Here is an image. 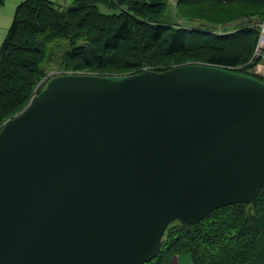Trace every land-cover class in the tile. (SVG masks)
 <instances>
[{
    "label": "water",
    "instance_id": "1",
    "mask_svg": "<svg viewBox=\"0 0 264 264\" xmlns=\"http://www.w3.org/2000/svg\"><path fill=\"white\" fill-rule=\"evenodd\" d=\"M263 186L264 82L199 63L52 77L0 129V264H145L172 222Z\"/></svg>",
    "mask_w": 264,
    "mask_h": 264
},
{
    "label": "trees",
    "instance_id": "2",
    "mask_svg": "<svg viewBox=\"0 0 264 264\" xmlns=\"http://www.w3.org/2000/svg\"><path fill=\"white\" fill-rule=\"evenodd\" d=\"M64 1L70 5L24 0L16 7L0 46V129L59 74L123 76L200 63L264 82L252 73L260 62L252 58L264 0H176L179 19L207 24L192 27L168 18L164 0ZM3 4L0 0V8ZM233 4H247L261 13L242 23L241 18L254 14L237 15L232 8L228 16H209L208 10ZM227 23L235 25L214 28ZM52 67L60 73L50 75ZM249 208L254 215L264 211V186L249 205L219 208L191 225L172 222L157 257L145 264H169L179 254L189 255L193 264L251 262L259 231L249 221Z\"/></svg>",
    "mask_w": 264,
    "mask_h": 264
},
{
    "label": "rangeland",
    "instance_id": "3",
    "mask_svg": "<svg viewBox=\"0 0 264 264\" xmlns=\"http://www.w3.org/2000/svg\"><path fill=\"white\" fill-rule=\"evenodd\" d=\"M50 1L52 3H54V4L62 5L63 7H67V6L70 5V2H66L64 0H50ZM164 1H165V3L168 6V8L166 9L167 17L170 18V19H172V20H174V22H177V24H179L181 26L182 25L183 26H188V27H192V26H195L197 24H199V25L201 24V25L207 26V24L206 23H203V22H199V21H197V22L196 21L190 22V21H187V19L186 20L179 19L178 16H177L179 14H178V9H177V5H176V0H164ZM9 3H10V0H7V1L4 0V4L0 8V11L1 12H3L4 10H6L8 8L7 12L9 13V15H12L11 17H8V14H7V17L8 18H6V17L3 18V16L0 14V17H2V18H0V46L3 43L4 39H5V34H6L7 30H8V28L10 27V24H11V21H12V20L10 21V19L13 18V15H14V12H15V8H16V6L13 7V8L10 7V5H8ZM218 7L219 6H216L214 9L208 10V11H211V14L209 15L210 17H216L217 15H219V16H222V15L223 16L224 15L226 16L227 15L228 16V14H232L233 11L230 10L232 8L236 11L237 15H239V14H241L243 12H247V14H254V15H251L250 17L249 16L246 17V18L244 17V19L241 18L240 19V22L242 23V21L250 20L251 17L255 16V14H260L261 13V11L258 10V8H251L247 4H240V5H238V4H236V5L235 4H233V5H222V7H221L222 9L221 8L218 9ZM259 24H258V27H259ZM232 25L233 24H231V23H227V24H224V25L214 26V28L216 30H218L220 28H223V29L226 28L227 29V28H231ZM189 64H191V63H189ZM184 65H186V64H184ZM203 65H206V64H203ZM51 70L52 71L50 72V75H51V73H55V72L60 73V71L57 70L56 67H52ZM261 73H262L261 76L264 77V71L261 72ZM52 75H54V74H52ZM54 77H56V76H54Z\"/></svg>",
    "mask_w": 264,
    "mask_h": 264
},
{
    "label": "built area",
    "instance_id": "4",
    "mask_svg": "<svg viewBox=\"0 0 264 264\" xmlns=\"http://www.w3.org/2000/svg\"><path fill=\"white\" fill-rule=\"evenodd\" d=\"M256 47L254 49L253 58L252 59H260V62L252 69V73L255 75L261 76V72L264 71V17L262 18L259 24V36L258 40L256 41ZM64 75V74H59ZM57 75V76H59ZM65 76V75H64ZM44 85V82L41 86ZM37 93L35 92L34 95Z\"/></svg>",
    "mask_w": 264,
    "mask_h": 264
},
{
    "label": "crops",
    "instance_id": "5",
    "mask_svg": "<svg viewBox=\"0 0 264 264\" xmlns=\"http://www.w3.org/2000/svg\"><path fill=\"white\" fill-rule=\"evenodd\" d=\"M7 1V0H6ZM22 1L24 0H10V3L8 5H10V7H17L19 5V3H21ZM50 1V0H49ZM16 9V8H15ZM8 8L6 10H4L3 12L0 11V14L6 18L8 17H11L12 15H9V13L7 12ZM7 14H8V17H7ZM2 18V17H0ZM13 18L10 19V21L12 20ZM2 20V19H1ZM7 21V20H6ZM9 21V20H8ZM12 22V21H11ZM11 25V24H10ZM8 27V26H7ZM9 29V28H8ZM8 32V30H7ZM6 32V34H7ZM5 34V36H6ZM169 264H193L192 263V260L190 258L189 255L187 254H179V255H176L174 256L173 258H171Z\"/></svg>",
    "mask_w": 264,
    "mask_h": 264
}]
</instances>
